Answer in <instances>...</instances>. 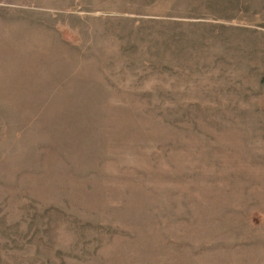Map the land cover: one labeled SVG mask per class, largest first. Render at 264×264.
I'll return each instance as SVG.
<instances>
[{
    "label": "rangeland",
    "instance_id": "374dc122",
    "mask_svg": "<svg viewBox=\"0 0 264 264\" xmlns=\"http://www.w3.org/2000/svg\"><path fill=\"white\" fill-rule=\"evenodd\" d=\"M0 264H264V0H0Z\"/></svg>",
    "mask_w": 264,
    "mask_h": 264
}]
</instances>
